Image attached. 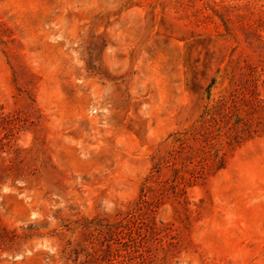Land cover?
Here are the masks:
<instances>
[{"label": "rangeland", "instance_id": "374dc122", "mask_svg": "<svg viewBox=\"0 0 264 264\" xmlns=\"http://www.w3.org/2000/svg\"><path fill=\"white\" fill-rule=\"evenodd\" d=\"M0 227V264H264V0H0Z\"/></svg>", "mask_w": 264, "mask_h": 264}, {"label": "trees", "instance_id": "16d2710c", "mask_svg": "<svg viewBox=\"0 0 264 264\" xmlns=\"http://www.w3.org/2000/svg\"><path fill=\"white\" fill-rule=\"evenodd\" d=\"M211 147V146H210ZM214 147L213 151L211 149H202L199 148L198 151L190 150L186 153H182L183 150L175 149L172 152V157H174V163L179 165V168H175V172L179 173L181 172V177L183 178V175L186 172L190 173V176L192 178H197L200 176H203L207 174L209 169L211 167H217L219 168L221 164L223 163V153L220 152L221 145L218 144V146H212ZM211 147V148H212ZM179 159V160H178ZM191 166V167H190ZM179 175H176L175 178L177 179ZM9 231L4 228L0 227V243L4 244L5 242L9 241Z\"/></svg>", "mask_w": 264, "mask_h": 264}]
</instances>
